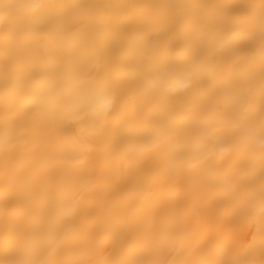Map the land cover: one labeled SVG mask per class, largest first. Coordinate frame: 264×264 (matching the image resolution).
I'll use <instances>...</instances> for the list:
<instances>
[{
	"label": "snow or ice",
	"instance_id": "1",
	"mask_svg": "<svg viewBox=\"0 0 264 264\" xmlns=\"http://www.w3.org/2000/svg\"><path fill=\"white\" fill-rule=\"evenodd\" d=\"M0 264H264V0H0Z\"/></svg>",
	"mask_w": 264,
	"mask_h": 264
},
{
	"label": "bare ground",
	"instance_id": "2",
	"mask_svg": "<svg viewBox=\"0 0 264 264\" xmlns=\"http://www.w3.org/2000/svg\"><path fill=\"white\" fill-rule=\"evenodd\" d=\"M198 232H199V227H198ZM210 234H211L210 228L203 229L201 239H207ZM234 239L238 244L247 243L251 239V233L250 232H244V231H237L235 236H234ZM197 242H200V241L198 240Z\"/></svg>",
	"mask_w": 264,
	"mask_h": 264
}]
</instances>
